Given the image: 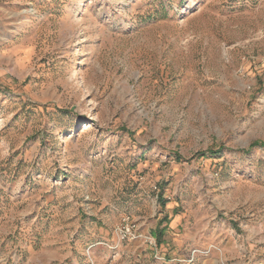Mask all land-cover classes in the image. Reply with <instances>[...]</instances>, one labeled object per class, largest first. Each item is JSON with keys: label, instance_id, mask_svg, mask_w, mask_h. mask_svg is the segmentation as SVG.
I'll use <instances>...</instances> for the list:
<instances>
[{"label": "rangeland", "instance_id": "1", "mask_svg": "<svg viewBox=\"0 0 264 264\" xmlns=\"http://www.w3.org/2000/svg\"><path fill=\"white\" fill-rule=\"evenodd\" d=\"M0 264H264V0H0Z\"/></svg>", "mask_w": 264, "mask_h": 264}, {"label": "built area", "instance_id": "2", "mask_svg": "<svg viewBox=\"0 0 264 264\" xmlns=\"http://www.w3.org/2000/svg\"><path fill=\"white\" fill-rule=\"evenodd\" d=\"M119 233L122 239H127L133 236L134 223L129 216L123 219V224L119 229Z\"/></svg>", "mask_w": 264, "mask_h": 264}]
</instances>
